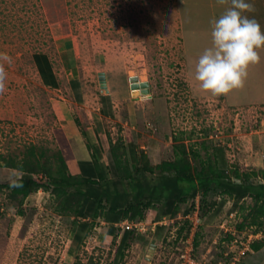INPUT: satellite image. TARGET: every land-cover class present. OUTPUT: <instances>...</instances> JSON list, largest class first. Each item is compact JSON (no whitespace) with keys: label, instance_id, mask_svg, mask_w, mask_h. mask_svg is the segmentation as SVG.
I'll list each match as a JSON object with an SVG mask.
<instances>
[{"label":"rangeland","instance_id":"1","mask_svg":"<svg viewBox=\"0 0 264 264\" xmlns=\"http://www.w3.org/2000/svg\"><path fill=\"white\" fill-rule=\"evenodd\" d=\"M247 2L253 11L242 15L255 19L264 31V0ZM229 7L231 0L226 4L217 0H0V55L6 54L11 61L0 59L7 73L5 91L0 94V182L21 176L3 160L29 158L31 150L36 156L44 153L41 161H50L56 170L58 156L65 157L61 148L68 146L67 139L72 142L63 129L67 127L64 107L75 119L81 117L86 126L96 123L94 113L87 115V104L75 106L61 50L72 56L73 73L82 79L90 104L99 100L101 91L115 92L119 95L117 109L126 111L127 98H135L131 81L146 84L148 93L133 101L156 110L144 124L154 130L146 134L154 135L151 139L162 134L155 120L159 114L170 121V131H164L163 160L174 158L175 144L179 148L184 144L188 151L198 148L203 160L211 156L213 147L221 146L233 168L261 171L264 48L257 49L260 62L249 66L244 86L227 95L204 92L195 80L196 62L212 46V21ZM41 57L51 59L60 77L59 86L46 83L38 66ZM114 123L107 120L106 130L112 129L117 138L123 125ZM145 141L147 144V138ZM166 141L172 143L166 145ZM189 160L196 166L195 160ZM226 198L214 219L210 213L200 217L199 209L185 215L184 205L175 217L158 223L168 226L161 241L153 237L156 223L148 213L152 223L148 221L144 234H139L141 239H133L120 264H182L181 254L193 252V248L198 264H236L240 260L264 264V247L259 252L250 247V242L264 233L254 235L255 227L238 233L236 226L246 213L242 206L248 208L252 199L235 208L234 199ZM57 203L51 191L40 189L27 198L25 216H20L6 194H0V264H114L122 229L116 237H109L104 225L95 223L80 249L72 253L75 216L58 214ZM190 222L189 236L177 239ZM229 234L235 236L232 241Z\"/></svg>","mask_w":264,"mask_h":264},{"label":"trees","instance_id":"2","mask_svg":"<svg viewBox=\"0 0 264 264\" xmlns=\"http://www.w3.org/2000/svg\"><path fill=\"white\" fill-rule=\"evenodd\" d=\"M71 85L78 97L81 90L80 81L73 80ZM101 102L103 104L101 111L105 115L104 105L111 106L112 103L109 96L102 94ZM123 145V138L119 137L115 144L111 143L112 152H116V149ZM203 145L202 148L208 150V146ZM175 148L177 150L174 158L164 159L158 165L150 163L144 150H141L140 157L133 164L122 155L115 154V168L112 169L95 155L92 167H83L85 169L79 175L70 172L63 155L58 156L56 161L58 167L54 170L50 161H41L44 153L36 156L34 150H31L29 158L3 160L5 166L16 169L21 176L13 181L0 182V194H6L9 201L17 207L18 215L25 216L24 204L31 194L40 189L51 191L58 200L56 207L58 214L70 213L75 216L72 222L75 233L71 246L72 253L80 249L98 219H104L109 224L107 233L111 236L116 237L122 229L123 234L115 252L114 264L123 261L133 239H141L139 234H142L136 230L123 229L116 225L117 223L126 219L129 222L146 220L148 222L150 220L145 214L151 209L157 212V216H153L151 221H161L159 219L165 215L175 217L184 205L187 206L184 214L188 215L196 210L197 198L200 217L210 213V219L221 213L227 202L226 196L234 199L235 208L241 201L252 199L253 204L248 208L242 206L246 213L242 221L236 225L238 233H242L247 227H255L252 231L254 235L264 233L263 165L260 164L258 167L261 171L251 173L233 168L226 159L225 148L221 146L213 147L212 154L207 160L201 159L198 148L188 151L184 144L180 148L175 144ZM190 157L197 162L196 166L190 162ZM91 168L95 170L96 176L86 174L92 170ZM111 174L113 178H110ZM214 196L221 198L216 200ZM191 224L190 222L187 228L184 230L182 228L178 232L177 239L189 236ZM167 228L166 224H157L153 231L154 239L161 241ZM228 237L231 241L235 238L232 234ZM250 247L254 252L262 250L264 237L254 238L250 242ZM236 264L245 263L240 260Z\"/></svg>","mask_w":264,"mask_h":264},{"label":"crops","instance_id":"3","mask_svg":"<svg viewBox=\"0 0 264 264\" xmlns=\"http://www.w3.org/2000/svg\"><path fill=\"white\" fill-rule=\"evenodd\" d=\"M64 47L65 46L63 45L61 48L63 49ZM61 51L62 52L60 58L62 61L63 71L65 70L64 72L67 74L69 81L68 84L72 92V98L75 106L79 108L87 104V115L91 116V114L94 113V117L96 116V123L90 122L86 126L81 117L80 119H75L72 116L73 114L69 110V108L66 109L64 107L62 109L65 118L63 120L65 122V125L67 126L63 129L66 130V133L69 135L68 137L71 138L72 142L69 143L67 139L66 143L68 144V146H64L61 149L65 155V159L69 166L70 172L73 175H79L82 173L83 169H85L83 167H92L95 155L99 156L100 161L108 165L110 169L115 168V154L122 155L123 158L127 159L131 164H133V162L137 161V159L140 157L141 150H144V152L147 154L148 159L150 160V163L152 165H158L162 163V160L164 158L163 149L165 148H163V146L165 145L164 140L167 139L166 132L164 131H167V127L170 126V121H168V118H164L161 114H159L161 117L159 116V118L155 119L162 130V134L161 137L157 136V140H153L150 137H154V135L148 136L146 134H153L154 130H152L151 127H147L149 125L145 126V121L149 117L151 118L152 116H154L156 110L150 111V108H147L144 105L142 107L141 103L136 105L135 101H133V97L129 99L127 98L125 106L126 111L120 112L121 110H118L116 106L119 95L115 92L103 93L101 91L102 95L109 96L112 103L111 106L104 105V109L106 111V114L104 115L101 111V109L103 108V104L101 102V94H99V100L97 102L94 100V102L90 104L89 98L86 95V89L84 87L83 81L77 76V74H75L76 69L73 68L72 56L69 54L68 50ZM38 66L40 72L44 76V79L46 78L45 80L47 84L53 87L60 85V77L55 73V66L53 65L50 58L41 57ZM73 80H79L81 83V90L78 94V97L77 94H75L72 90L71 81ZM62 107L63 106H61L60 108ZM109 119H112V121L115 122V126H117L119 123L123 125L120 127L122 134H118L117 138L115 136V132H112V129L106 130L107 120ZM147 124L152 125L151 122ZM115 129L116 127H114V130ZM119 137L123 138L124 145L123 147L120 146L119 148H117L116 152L113 153L111 150V143L115 144ZM145 137L148 140L147 144L144 143L146 142ZM166 142V145L172 143L170 141ZM86 174L96 176L95 170L93 169L90 172H86ZM110 178H113V174L110 175ZM147 214L149 217H151L150 215H153L154 217L157 216V212H154L152 209L149 210ZM166 217L167 216L165 215L159 220L162 221ZM157 221L158 220H156L155 222ZM96 222H100L101 225H104L103 227L105 229V232H108L109 224L104 219H98L96 220ZM126 222H129V220L126 219L117 223L116 225L122 227ZM121 234H123V231ZM107 236L113 237L108 233Z\"/></svg>","mask_w":264,"mask_h":264},{"label":"clouds","instance_id":"4","mask_svg":"<svg viewBox=\"0 0 264 264\" xmlns=\"http://www.w3.org/2000/svg\"><path fill=\"white\" fill-rule=\"evenodd\" d=\"M217 3L226 4L227 0ZM251 11L253 5L247 0H231V7L212 21V46L203 51L195 65V80L202 91L221 96L242 88L249 66L260 62L257 49L264 48V31L255 19L242 15ZM0 59L11 62L6 54ZM6 78L0 64V94L5 91Z\"/></svg>","mask_w":264,"mask_h":264},{"label":"built area","instance_id":"5","mask_svg":"<svg viewBox=\"0 0 264 264\" xmlns=\"http://www.w3.org/2000/svg\"><path fill=\"white\" fill-rule=\"evenodd\" d=\"M198 208L199 205L197 204L196 209L198 210ZM148 224L149 223L146 221L126 222L122 226V228L136 230V232L144 234V232L146 231L144 227ZM180 257L183 261L182 264H198L194 259V248H193V252L192 250H186L184 253L181 254Z\"/></svg>","mask_w":264,"mask_h":264},{"label":"water","instance_id":"6","mask_svg":"<svg viewBox=\"0 0 264 264\" xmlns=\"http://www.w3.org/2000/svg\"><path fill=\"white\" fill-rule=\"evenodd\" d=\"M104 74L101 75L102 80H104ZM142 85L138 84L137 82L131 81V88H132V94L134 96H138L140 94H147L148 90L141 88Z\"/></svg>","mask_w":264,"mask_h":264},{"label":"bare ground","instance_id":"7","mask_svg":"<svg viewBox=\"0 0 264 264\" xmlns=\"http://www.w3.org/2000/svg\"><path fill=\"white\" fill-rule=\"evenodd\" d=\"M135 76V75H134ZM134 76H132V77H134ZM134 82H137L138 84H142V81H134ZM147 86H146V84L145 83H143V85H142V87L141 88H146Z\"/></svg>","mask_w":264,"mask_h":264}]
</instances>
